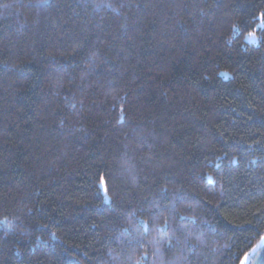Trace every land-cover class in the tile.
I'll list each match as a JSON object with an SVG mask.
<instances>
[{"label": "trees", "instance_id": "trees-1", "mask_svg": "<svg viewBox=\"0 0 264 264\" xmlns=\"http://www.w3.org/2000/svg\"><path fill=\"white\" fill-rule=\"evenodd\" d=\"M263 237L264 0H0V264H241Z\"/></svg>", "mask_w": 264, "mask_h": 264}, {"label": "water", "instance_id": "water-1", "mask_svg": "<svg viewBox=\"0 0 264 264\" xmlns=\"http://www.w3.org/2000/svg\"><path fill=\"white\" fill-rule=\"evenodd\" d=\"M264 246V237L261 241L243 258L241 264H247Z\"/></svg>", "mask_w": 264, "mask_h": 264}, {"label": "rangeland", "instance_id": "rangeland-1", "mask_svg": "<svg viewBox=\"0 0 264 264\" xmlns=\"http://www.w3.org/2000/svg\"><path fill=\"white\" fill-rule=\"evenodd\" d=\"M248 42H255V37L254 36H250L247 38Z\"/></svg>", "mask_w": 264, "mask_h": 264}]
</instances>
